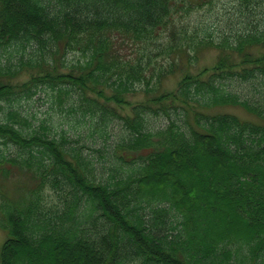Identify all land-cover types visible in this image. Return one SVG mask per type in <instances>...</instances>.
Here are the masks:
<instances>
[{
    "label": "trees",
    "instance_id": "obj_1",
    "mask_svg": "<svg viewBox=\"0 0 264 264\" xmlns=\"http://www.w3.org/2000/svg\"><path fill=\"white\" fill-rule=\"evenodd\" d=\"M209 2L0 0V108L45 86L96 131L118 118L128 133L123 176L103 182L65 136L9 107L0 264H264V0H236L241 28L218 37L191 30ZM210 50L213 67L187 70ZM148 115L169 124L150 131Z\"/></svg>",
    "mask_w": 264,
    "mask_h": 264
},
{
    "label": "rangeland",
    "instance_id": "obj_2",
    "mask_svg": "<svg viewBox=\"0 0 264 264\" xmlns=\"http://www.w3.org/2000/svg\"><path fill=\"white\" fill-rule=\"evenodd\" d=\"M255 11H257L256 15L264 17L263 9L259 7ZM192 20L191 30L198 29L199 33L202 34L207 32L208 29V33L218 37L238 31L241 28L239 22L240 20L243 21V16L240 14V7L236 0H212L202 9L196 11L192 15ZM260 27L264 28V19L260 21ZM217 57V51H205L200 56L199 62L194 64L195 67L189 66L187 70L196 73L206 67L211 68L217 62ZM1 59L5 60L6 57L2 56ZM74 59V56H69V60ZM183 74L184 71H180L176 74V77L169 76L164 82V91H176ZM29 79L30 75L26 74L20 78L21 82ZM32 89V93L28 96L23 93L20 101H4L1 103L0 122L5 120L9 107L13 106L24 115H27L33 125L48 124L52 128V134L58 138L65 136L68 142L75 145V148L79 149L85 157L88 156L91 159L99 180L113 183V181L123 176L127 165L116 157L115 151L117 144L128 138V133L123 126L124 122L122 120L115 118L107 128L96 131V127L91 120L80 117L79 113L70 112L68 103H64L63 108H60L54 102L52 91L49 88L39 86ZM247 89L241 88L240 92L247 93ZM146 99L148 98H145L142 93H135L128 97L129 105L115 106L116 111L119 116L121 115V118L131 115L133 106L141 102L145 103ZM219 111L222 112L223 110ZM226 112L236 114L243 119H251L240 109H228ZM172 117L181 123L178 114L174 113ZM146 122L147 128L154 132L165 129L169 124L168 119L163 115H148ZM115 165L118 166L116 167ZM187 190L188 187H184L185 193H188ZM6 238V233L0 230V246L5 242Z\"/></svg>",
    "mask_w": 264,
    "mask_h": 264
}]
</instances>
